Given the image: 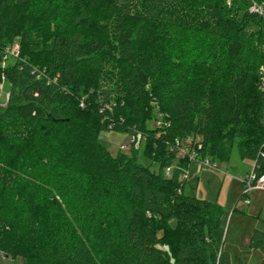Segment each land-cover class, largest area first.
<instances>
[{
	"label": "trees",
	"instance_id": "obj_1",
	"mask_svg": "<svg viewBox=\"0 0 264 264\" xmlns=\"http://www.w3.org/2000/svg\"><path fill=\"white\" fill-rule=\"evenodd\" d=\"M250 4L0 0V85L10 84L0 104L3 256L232 264L224 207L185 192L191 160L180 147L190 138L199 158L218 162L236 148L264 174V31L249 28L264 17ZM102 130L144 140L150 163L136 150L112 155ZM249 248L264 264L263 231Z\"/></svg>",
	"mask_w": 264,
	"mask_h": 264
},
{
	"label": "rangeland",
	"instance_id": "obj_2",
	"mask_svg": "<svg viewBox=\"0 0 264 264\" xmlns=\"http://www.w3.org/2000/svg\"><path fill=\"white\" fill-rule=\"evenodd\" d=\"M249 28L264 31V24L260 26L254 22ZM9 93L10 84L3 80L0 85V104H6ZM155 125L154 120L148 122L150 128ZM131 138L126 132L102 130L98 140L114 156H131L136 150L138 161L149 164L150 160L143 153L145 141L137 142L133 146ZM182 144L180 153L184 156L191 151V139L183 140ZM204 159L209 161V165H204L200 160H191L187 172L181 176L182 180L185 179V192L195 193L198 198L218 202L224 207V247L231 255L232 264H238L240 260L246 264H260L262 252L250 249L249 239L254 230L264 232V190L248 192L249 203L244 199L239 200L240 194L245 191L241 180L252 168L253 163L242 160L236 148L229 162L213 161L209 157ZM0 264H26V260L22 257L5 258L0 253Z\"/></svg>",
	"mask_w": 264,
	"mask_h": 264
},
{
	"label": "built area",
	"instance_id": "obj_3",
	"mask_svg": "<svg viewBox=\"0 0 264 264\" xmlns=\"http://www.w3.org/2000/svg\"><path fill=\"white\" fill-rule=\"evenodd\" d=\"M249 11L251 13L257 14L261 17H264V6L259 4L258 2L251 0V4L249 7ZM10 55H18V46L16 45L13 49H10L9 51ZM159 124V122H158ZM135 138H131V140L133 141ZM140 140V139H138ZM181 157H186L188 156L190 160H200L204 165H209V161L207 159L204 158H199L196 155L195 151H190L187 154H184V156H182V154L180 153ZM199 158V159H198ZM171 169L168 168L166 170V174L169 175L170 174ZM242 184L244 185L245 191L244 193L247 195V199L246 202L249 203L250 202V198L248 196V192L252 191V190H264V174L257 176L253 170V168H251V170L244 176V178L241 180ZM0 253L3 254V252L0 251Z\"/></svg>",
	"mask_w": 264,
	"mask_h": 264
},
{
	"label": "water",
	"instance_id": "obj_4",
	"mask_svg": "<svg viewBox=\"0 0 264 264\" xmlns=\"http://www.w3.org/2000/svg\"><path fill=\"white\" fill-rule=\"evenodd\" d=\"M4 257H5V258H7V257H8V255H5Z\"/></svg>",
	"mask_w": 264,
	"mask_h": 264
}]
</instances>
